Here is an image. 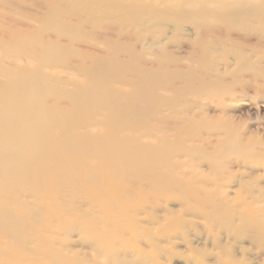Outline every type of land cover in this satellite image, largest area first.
<instances>
[{"label":"bare ground","instance_id":"obj_1","mask_svg":"<svg viewBox=\"0 0 264 264\" xmlns=\"http://www.w3.org/2000/svg\"><path fill=\"white\" fill-rule=\"evenodd\" d=\"M41 1L0 44V264H264V0Z\"/></svg>","mask_w":264,"mask_h":264},{"label":"rangeland","instance_id":"obj_2","mask_svg":"<svg viewBox=\"0 0 264 264\" xmlns=\"http://www.w3.org/2000/svg\"><path fill=\"white\" fill-rule=\"evenodd\" d=\"M41 0H4L3 2V7H0V44H8L11 41L13 42V34H21V32H32L34 31L36 28L41 27L42 26V21L40 19V15L41 13L45 12L48 9H51V5L48 3L47 5H42L41 4ZM48 2V1H47ZM54 0H52L51 3H53ZM6 31H10L13 34L7 33ZM145 36V35H143ZM50 37V38H54L52 33H47L46 34V38ZM11 46V45H10ZM133 47L135 48H139V44L134 45ZM4 49L0 46V59H2L3 63H9L11 62L10 59H16V56H3L4 53ZM21 59V58H18ZM25 59V58H23ZM34 59V58H31ZM25 64V66H29L30 68H35L37 67V63L32 61V62H28V63H23ZM44 70L43 72H47V73H51L55 76H58L60 78H65L66 73H60L59 70H52L49 71L47 66H44ZM198 75V73H197ZM1 81V79H0ZM76 82L79 83H84L85 79L83 77H78L76 79ZM249 95H251V91H249ZM161 93V91H160ZM202 94V93H201ZM200 94V95H201ZM199 95V96H200ZM197 95H191V94H187L185 95L181 101L178 103V105H183V103L185 101L190 102L192 101L194 98L199 97ZM258 97L256 99V101H249V102H245V105H242L241 103H238L235 106L236 110H240V112H242L243 115H245L246 111V115L249 116L252 114L257 113V111L259 109H261L260 113H259V124L262 126L264 124V99L261 98L262 93H258ZM202 98H204L202 96ZM206 99V98H205ZM213 98L208 99L207 103L209 104L208 108L209 109H215V102L212 101ZM241 104V105H239ZM250 108V109H249ZM247 109V110H246ZM251 111V112H250ZM250 113V114H249ZM216 114L218 115L219 112L216 111ZM238 114V113H237ZM215 116V114H213ZM197 119V118H195ZM258 124V125H259ZM257 125V126H258ZM263 135H261L260 137L263 138L264 140V133H262ZM205 135V134H204ZM206 138V137H204ZM182 201L178 198V196H174L171 197L169 199L166 200V203L164 204V207H168L169 209L175 211L178 208V215L180 214L181 211H183L184 207L182 206ZM194 206H192L191 208H193ZM209 210L205 207H197V209L193 208L192 213L195 214L196 212H208ZM190 213L189 217H182L185 220H188L190 222L193 223L194 225V229L197 225H203V224H207V225H212L214 231H216L218 229V226L221 227L223 225H219L216 223H212L211 221L207 220L208 223L204 222V221H200L196 218H193V214ZM162 217H166L169 218L165 215H161ZM170 220V218L168 219ZM165 224V222L163 223ZM192 232V231H191ZM184 233V232H183ZM184 235L186 236V238H184ZM184 235L181 237L178 233L177 234H171V235H167L164 233V241H168V240H172L174 241V243L170 246V248H173L172 252L173 253H179L180 256L177 257H172L170 260L169 264H186V260L185 257L187 258L188 255L190 254V252L188 251V249L185 246H191L193 249H198V250H207L210 251L211 250V246L210 245H197L193 243V240L191 237H188V233H184ZM213 235H215L217 238L218 236H224L221 234H217L216 232L213 233ZM197 237H203L204 233L202 231V233L200 235H195ZM179 238L182 239L179 240ZM215 238V237H214ZM225 239L224 237H221L220 240ZM244 249L247 252H251V253H255L257 252L256 249H258V246L256 245H250V243L248 241H244ZM264 252V250H262ZM262 251H258V253H262ZM263 256V253L261 255V258Z\"/></svg>","mask_w":264,"mask_h":264}]
</instances>
